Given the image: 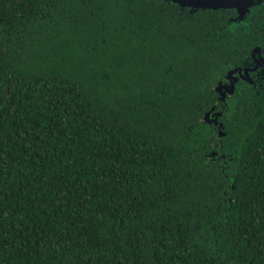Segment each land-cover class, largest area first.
Returning <instances> with one entry per match:
<instances>
[{
	"label": "trees",
	"instance_id": "obj_1",
	"mask_svg": "<svg viewBox=\"0 0 264 264\" xmlns=\"http://www.w3.org/2000/svg\"><path fill=\"white\" fill-rule=\"evenodd\" d=\"M236 16L0 0V264H264V88L217 92L264 5Z\"/></svg>",
	"mask_w": 264,
	"mask_h": 264
},
{
	"label": "water",
	"instance_id": "obj_2",
	"mask_svg": "<svg viewBox=\"0 0 264 264\" xmlns=\"http://www.w3.org/2000/svg\"><path fill=\"white\" fill-rule=\"evenodd\" d=\"M177 4L181 8H188L192 11L199 10H212V11H230L234 10L237 13V16L234 18V21H243L250 12L257 8L258 6L264 5V0H164ZM264 46V44H263ZM261 47L254 50V53L261 51ZM243 69L238 68L231 71L228 74V79L232 80L229 83H220L217 87V92L221 96V100L225 101L228 94H234L236 90L237 79L235 75L237 72H241ZM245 72H248L247 68H244ZM213 114V122L218 124V118L221 116V113H213V110L206 114L205 119L207 122H210V116ZM223 127V124H220Z\"/></svg>",
	"mask_w": 264,
	"mask_h": 264
},
{
	"label": "flooded vegetation",
	"instance_id": "obj_3",
	"mask_svg": "<svg viewBox=\"0 0 264 264\" xmlns=\"http://www.w3.org/2000/svg\"><path fill=\"white\" fill-rule=\"evenodd\" d=\"M260 50L257 53H252L251 60L248 61L249 65L246 67L248 72L246 73L243 68L241 72H237L235 75V79H237L236 87L246 83L251 86L252 91H255L256 94L259 93V88H264V46ZM230 81L232 80L228 79V76L225 77V83H229ZM233 95L228 94L225 101ZM219 99L218 103H225V101L221 100V96Z\"/></svg>",
	"mask_w": 264,
	"mask_h": 264
}]
</instances>
